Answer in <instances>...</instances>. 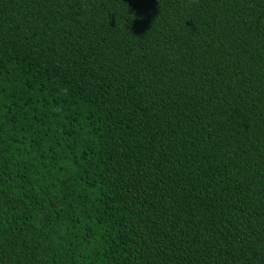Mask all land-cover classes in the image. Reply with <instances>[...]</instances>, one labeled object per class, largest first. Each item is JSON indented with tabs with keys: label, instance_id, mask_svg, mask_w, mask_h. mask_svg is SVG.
Listing matches in <instances>:
<instances>
[{
	"label": "trees",
	"instance_id": "trees-1",
	"mask_svg": "<svg viewBox=\"0 0 264 264\" xmlns=\"http://www.w3.org/2000/svg\"><path fill=\"white\" fill-rule=\"evenodd\" d=\"M0 264H264V0H0Z\"/></svg>",
	"mask_w": 264,
	"mask_h": 264
}]
</instances>
